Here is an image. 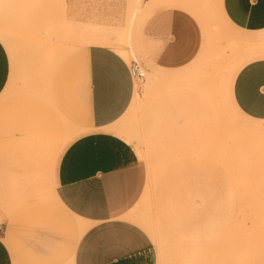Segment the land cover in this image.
Here are the masks:
<instances>
[{
    "label": "rangeland",
    "instance_id": "374dc122",
    "mask_svg": "<svg viewBox=\"0 0 264 264\" xmlns=\"http://www.w3.org/2000/svg\"><path fill=\"white\" fill-rule=\"evenodd\" d=\"M195 1L0 0V37H6L0 42L10 68L0 96V179L53 176L64 143L61 137H48L38 120L32 128L34 114L26 100H52L49 83L55 69L59 75L61 64L70 61L75 76L87 46H107L143 74L132 80L131 101L115 127L105 131L137 154L140 191L125 218L145 234L155 250V264H205L203 253L208 264H264V121L238 113L228 94L237 67L264 58V31L241 33L225 22L212 0ZM206 11L213 15L207 26L202 17ZM160 14L187 16L199 29L191 54L171 68L155 59L161 41L144 33L145 25ZM63 84L60 90L66 95L72 88L64 91ZM20 100L23 105L13 121L10 114ZM240 126L260 133L251 138ZM243 136L252 141L244 142ZM38 161L40 168L25 167ZM201 164L194 176L203 172L210 186L205 202L209 226L225 227L202 251L187 233L177 232L191 220L180 211L186 204L181 199L189 187L188 168ZM189 203L196 209L200 201L194 196ZM138 213L142 220L131 217Z\"/></svg>",
    "mask_w": 264,
    "mask_h": 264
},
{
    "label": "crops",
    "instance_id": "0c3cea01",
    "mask_svg": "<svg viewBox=\"0 0 264 264\" xmlns=\"http://www.w3.org/2000/svg\"><path fill=\"white\" fill-rule=\"evenodd\" d=\"M212 1L233 29L248 34L264 31V0H221V6L220 0ZM204 15L205 25H211L213 15L210 11ZM144 33L161 41L155 59L171 68L191 54L199 29L187 16L160 14L145 25ZM71 67L66 60L59 75L55 69L49 83L52 100H26L34 114L32 128L35 120L40 121L43 132L61 137L64 145L52 177L0 179V264H155V250L145 234L125 218L140 191L137 154L130 144L105 131L115 127L131 101L129 65L112 48L89 45L75 76ZM9 75L0 42V96ZM60 82L64 91L72 88L68 94L61 92ZM230 82L228 94L235 110L264 121V58L240 64ZM21 104L20 100L15 105V112L11 108L13 121ZM40 165L38 161L25 167ZM202 165L188 168L189 187L181 199L186 204L180 211L191 220L177 229L201 251L225 229L209 226L205 202L210 200V186L203 172L194 176V169ZM194 196L200 201L196 209L189 203ZM133 216L143 219L139 213ZM200 260L208 264L204 253Z\"/></svg>",
    "mask_w": 264,
    "mask_h": 264
},
{
    "label": "bare ground",
    "instance_id": "6f19581e",
    "mask_svg": "<svg viewBox=\"0 0 264 264\" xmlns=\"http://www.w3.org/2000/svg\"><path fill=\"white\" fill-rule=\"evenodd\" d=\"M148 1H149V0H148ZM152 1H153V0H152ZM165 1H166V0H165ZM168 1H169V0H168ZM177 1H178V0H177ZM199 1H200V0L195 1V2H199ZM157 2H158V1H157ZM181 2H182V1H181ZM185 2H186V1H185ZM190 2H192V1H190ZM138 3H139V1H138ZM151 3H152V2H151ZM152 4H153V3H152ZM152 4H151V6H152ZM174 4H176V3H173V5H174ZM145 5H146V4H145ZM169 5H170V3H169ZM173 5H171V6H173ZM186 5H187V4H186ZM191 5H192V4H191ZM147 6H148V5H147ZM147 6H146V7H147ZM163 6H164V5H163ZM166 6H167V5H166ZM175 6H176V5H175ZM197 6H199L198 3H197ZM184 7H185V6H184ZM190 7H191V6H190ZM148 8H149V7H148ZM157 8H158V5H157ZM160 8H162V6H160ZM160 8H159V9H160ZM138 9H139V8H138ZM153 9L156 11L155 8H153ZM193 9H194L193 11H194L196 14H198L199 11H200L199 9H198V11H197V8H195L194 6H193ZM143 10H144V8H143ZM143 10H142V12H143ZM152 12H153V11H152ZM135 13H136V10H135ZM140 13H141V12H140ZM145 13H146V12H145ZM131 14H132V13H131ZM133 14H134V13H133ZM151 14H152V13H151ZM204 14H205V12H203L202 17H203V19H204V24H205V17H204L205 15H204ZM137 15H138V13H137ZM149 15H150V14H149ZM199 15H200V14H199ZM132 16L135 17L136 15H132ZM136 18H137V17H136ZM146 18H147V17H146ZM134 19H135V18H134ZM137 19H140V17L137 18ZM141 22H142V21H141ZM143 22H144V21H143ZM135 25H136V24H135ZM139 25H140V24H139ZM205 28H206V27H205ZM133 29H134V28H133ZM204 30L206 31L207 28L204 29ZM0 31H2V30H0ZM133 31H134V30H133ZM205 31H204V32H205ZM2 32H3V31H2ZM4 32H5V31H4ZM138 32H139V31H138ZM0 33H1V32H0ZM133 33H134V32H133ZM203 34H205V33H203ZM0 35H1V34H0ZM1 38H2V39H1ZM203 38H204V37H203ZM0 39L3 40V41H6V37H3V35L0 37ZM138 39H139V38H138ZM206 41H207V39H206ZM206 41H205V42H206ZM203 42H204V41H203ZM201 47H202V46H201ZM181 69H182V68H181ZM185 69H186V68H185ZM164 70H165V69H164ZM170 70H171V69H170ZM173 71H174V70H173ZM186 71H187V70H186ZM190 71H191V69H190ZM191 72H192V71H191ZM152 73H153V72H152ZM152 73H151V74H152ZM166 73H167V72H166ZM173 73L176 74L175 71H174ZM173 73H172V74H173ZM178 73H179V72H178ZM178 73H177V74H178ZM185 73L188 74V71L185 72ZM179 74L181 75V73H179ZM187 74H186V75H187ZM153 75H154V73H153ZM180 75H177V76H180ZM173 76H174V75H173ZM173 76L170 75L171 78H172ZM181 76H183V75H181ZM181 76H180V77H181ZM174 77H175V76H174ZM186 77H187V76H186ZM155 78H156V77H155ZM162 78H163V77H162ZM162 78H161V79H162ZM171 78H168V79H171ZM176 78H177V77H175L174 79H176ZM182 78L184 79L185 76H183ZM166 79H167V78H166ZM166 79L164 78L163 80H166ZM179 79H180V78H179ZM159 81H161V80H159ZM167 81H168V80H167ZM175 81H176V80H175ZM161 118H162V117H161ZM241 124H242V123H241ZM243 125H244V124H243ZM248 125H249V124H248ZM248 125H247V123H246V126H248ZM250 126L252 127V125H250ZM250 126L248 127L249 129H248V128H245V126H244V127L240 126V128L242 127L241 129H242V130L244 129V130H243L244 134L247 133L248 135H252L251 138L255 137V134H256V135H259L260 132H258V134H257V133H254L255 131H257L256 128H254V130L256 129L255 131L252 130V132H253L254 134H253L251 131H249V130L252 129ZM253 127H254V126H253ZM250 128H251V129H250ZM237 129H239V128H237ZM225 130H226V129H225ZM242 130H241V131H242ZM246 130H247V132H245ZM258 130H259V129H258ZM228 131H229V130H228ZM248 131H249V132H248ZM260 131H261V130H260ZM233 132H234V131H233ZM237 132H238V131H237ZM239 133H240V132H239ZM241 133H242V132H241ZM249 133H251V134H249ZM262 133H264V130H263ZM235 134H236V133H235ZM242 134H243V133H242ZM244 134H243V135H244ZM247 134H246V135H247ZM236 135H237V134H236ZM238 135H239V134H238ZM238 135H237V136H238ZM253 135H254V136H253ZM262 135H264V134H262ZM262 135H261V136H262ZM244 136H245V135H244ZM244 136H243L244 139L241 137V139H243V141L247 138V137H244ZM256 137H257V136H256ZM259 137H260V136H259ZM234 138H235V137H234ZM248 138H250V136H249ZM248 138H247V140H248ZM251 138H250V139H251ZM238 139H239V138H238ZM254 139H256V138H254ZM254 139H253V141H254ZM247 140H246V141H247ZM237 141H238V140H237ZM243 141H242V142H243ZM248 141H249V140H248ZM250 141H252V139H251ZM244 142H245V141H244ZM234 143H235V141H234ZM197 150H198V149H197ZM209 246H210V244H209ZM209 246H208V247H209ZM204 254H205V253H204Z\"/></svg>",
    "mask_w": 264,
    "mask_h": 264
},
{
    "label": "built area",
    "instance_id": "2783aa9c",
    "mask_svg": "<svg viewBox=\"0 0 264 264\" xmlns=\"http://www.w3.org/2000/svg\"><path fill=\"white\" fill-rule=\"evenodd\" d=\"M128 69H129V73H130L132 80L134 78H140L143 76L142 72L138 71V69L135 65L129 66Z\"/></svg>",
    "mask_w": 264,
    "mask_h": 264
},
{
    "label": "snow or ice",
    "instance_id": "6c2138e0",
    "mask_svg": "<svg viewBox=\"0 0 264 264\" xmlns=\"http://www.w3.org/2000/svg\"><path fill=\"white\" fill-rule=\"evenodd\" d=\"M262 99H264V97H262Z\"/></svg>",
    "mask_w": 264,
    "mask_h": 264
}]
</instances>
